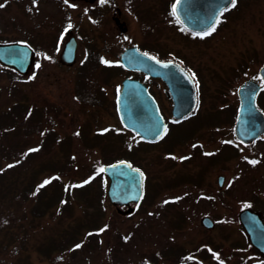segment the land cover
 Masks as SVG:
<instances>
[{"label":"rangeland","instance_id":"374dc122","mask_svg":"<svg viewBox=\"0 0 264 264\" xmlns=\"http://www.w3.org/2000/svg\"><path fill=\"white\" fill-rule=\"evenodd\" d=\"M172 2L84 0L83 15L82 2L0 0V44L34 51L25 74L0 64V264H264L239 221L246 208L264 220V136L244 144L234 135L238 87L261 83L264 0H238L203 38L175 20ZM71 35L77 56L65 64ZM130 46L195 74L196 117L170 125L166 85L121 67ZM127 77L159 104L170 127L159 143L146 146L119 120ZM257 106L264 112L263 84ZM122 159L146 177L130 216L110 204L99 171Z\"/></svg>","mask_w":264,"mask_h":264},{"label":"water","instance_id":"95a60500","mask_svg":"<svg viewBox=\"0 0 264 264\" xmlns=\"http://www.w3.org/2000/svg\"><path fill=\"white\" fill-rule=\"evenodd\" d=\"M228 5L230 0H180L176 5L175 15L188 29L204 31L216 22L217 17ZM114 20L119 31L125 33V23L118 17ZM76 49L77 42L71 37L61 53L62 62L74 63ZM145 53L136 46L125 49L120 55L122 66L126 70L140 71L149 77L163 80L168 87L165 94L173 101V117L185 118L194 111L197 102L192 77L176 61H161ZM33 55V49L25 43L0 44V63L20 74L28 72ZM259 75L264 82V66L259 69ZM259 91L260 84L253 79L245 81L237 90L239 110L234 133L243 143H251L264 134V113L256 106ZM116 109L122 125L144 140L157 141L165 133L166 123L160 114L158 103L149 93L147 86L137 79L125 78L122 81L116 99ZM103 169L109 178L107 196L110 203L117 207L121 215L133 214L135 208L131 205L139 203L143 196L142 172L126 160L107 164ZM224 179V176L218 177L219 186L223 185ZM121 207L128 208L122 210ZM239 221L251 244L264 254V221L260 215L250 209H243L239 212ZM201 222L208 229L214 227V222L209 217L203 218Z\"/></svg>","mask_w":264,"mask_h":264},{"label":"flooded vegetation","instance_id":"af4514ba","mask_svg":"<svg viewBox=\"0 0 264 264\" xmlns=\"http://www.w3.org/2000/svg\"><path fill=\"white\" fill-rule=\"evenodd\" d=\"M88 3H90V4H92V3H94L96 0H86ZM174 1L175 0H173V2H172V4H171V11H172V5H173V3H174ZM68 2L69 3H71V4H73V3H79V2H82L83 3V7L80 9L81 10V14H83L84 15V0H68ZM237 5H238V0H237V2H236V5L233 7L232 6V4L230 5V7H228L226 10H224L221 14H220V16L218 17V19H217V21H220V19H221V17L224 15V14H227V13H229L230 11H232L233 9H235L236 7H237ZM120 15H121V11L117 8V10H116V13H115V15L113 16V20L115 19V17H118L119 18V20L121 21V19H120ZM174 16V18H175V20L184 28V29H186V31L187 32H189L190 34H193V35H203L205 32H212L211 30H212V28L213 27H215V29H216V27L218 26V24H219V22L217 23V21H216V23L212 26V27H210V28H208L207 30H205V31H202V32H192V31H190L188 28H186L185 26H183L181 23H180V21L177 19V17L175 16V15H173ZM121 22H123V21H121ZM114 23H115V20H114ZM125 23V22H124ZM116 25V24H115ZM71 29H72V27L71 26H69L68 28H67V33H66V36H68L69 35V32H71ZM82 32H83V28H82ZM121 34V33H120ZM82 47L84 48V33L82 34ZM70 37H74L75 39H76V42H77V49H78V40H77V38H76V36H70ZM69 37V38H70ZM189 71V70H188ZM264 135H262L261 137H263ZM260 137V138H261ZM259 138V139H260ZM258 139V140H259Z\"/></svg>","mask_w":264,"mask_h":264},{"label":"snow or ice","instance_id":"6c2138e0","mask_svg":"<svg viewBox=\"0 0 264 264\" xmlns=\"http://www.w3.org/2000/svg\"><path fill=\"white\" fill-rule=\"evenodd\" d=\"M34 2H35V0H34ZM106 2V0H101V3H105ZM180 2V0H176V4H173L172 5V14L173 15H175L176 14V11H177V4ZM236 2H237V0H230V3L232 4V6L234 7L235 5H236ZM65 3H68V0H65ZM3 5H0V7H2ZM219 21H217V23H218ZM211 31H215V27H213L212 28V30ZM211 34V32H205L203 35H201V38H203V36L204 35H210ZM145 55H147V53H145ZM47 58V57H46ZM101 63H103V64H106V65H108V66H111V62H109V61H106V60H104V58H101ZM40 65L39 64H37L36 65V67H39ZM165 67H167V65H165ZM193 76H195V74L193 73ZM165 131H166V129H165ZM249 163H253V164H255V163H257V161H249ZM12 165H9V167H11ZM99 171L100 172H103V171H105L103 168H100L99 169ZM137 171H139V170H137ZM141 175H142V173H141ZM45 183H47V181L45 182ZM41 187H43V185H41ZM165 203H167V201H165ZM249 205H246V207H248ZM103 231V230H102ZM77 247H80V245H77Z\"/></svg>","mask_w":264,"mask_h":264},{"label":"trees","instance_id":"16d2710c","mask_svg":"<svg viewBox=\"0 0 264 264\" xmlns=\"http://www.w3.org/2000/svg\"><path fill=\"white\" fill-rule=\"evenodd\" d=\"M170 125H171V123H170ZM169 132H170V127H169ZM169 132H168V133H169ZM144 143H145V142H144ZM145 145H146V146H150L149 143H145Z\"/></svg>","mask_w":264,"mask_h":264}]
</instances>
